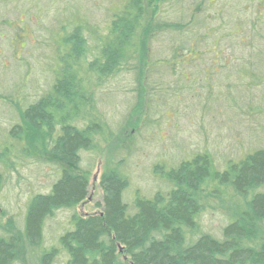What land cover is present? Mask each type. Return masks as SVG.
<instances>
[{"label": "trees", "instance_id": "1", "mask_svg": "<svg viewBox=\"0 0 264 264\" xmlns=\"http://www.w3.org/2000/svg\"><path fill=\"white\" fill-rule=\"evenodd\" d=\"M164 1L125 0L103 32L75 26L56 47L48 90L20 110L19 123L0 137V194L6 174L27 163L51 165L58 174L46 193L28 197L20 223L0 202V264H54L60 254L64 264H264V148L223 170L214 169L208 154L196 153L157 171L165 192L150 198L137 193L130 201L125 161L111 154L99 176L97 211L75 213L91 194L90 161L115 136L99 111L97 90L133 74L148 96L149 35L185 32L181 23L155 22V3ZM197 40L188 41L195 56ZM213 204L229 218L219 238L200 223ZM65 211L71 212L68 228L46 247V224Z\"/></svg>", "mask_w": 264, "mask_h": 264}, {"label": "rangeland", "instance_id": "2", "mask_svg": "<svg viewBox=\"0 0 264 264\" xmlns=\"http://www.w3.org/2000/svg\"><path fill=\"white\" fill-rule=\"evenodd\" d=\"M124 1L0 0V137L19 123L20 110L48 90L56 47L66 34L81 25L86 32H103ZM155 4L156 23H181L186 33L152 30L147 43L148 96L135 85L133 74L97 90L99 111L115 136L99 157L90 163L84 158V166L94 162L91 194L75 209L77 214L97 211L99 176L111 154L125 161L130 201L137 193L150 198L165 192L157 171L196 153L208 154L214 169L223 170L229 161L264 148V0ZM193 38L199 40L191 46L193 52L198 50L196 56L188 49ZM57 174L51 165L34 163L6 174L0 194L3 210L20 223L28 197L46 193ZM70 214L59 212L46 224V247L68 228ZM228 222L214 204L200 219L204 231L216 238ZM64 261L60 254L54 264Z\"/></svg>", "mask_w": 264, "mask_h": 264}]
</instances>
